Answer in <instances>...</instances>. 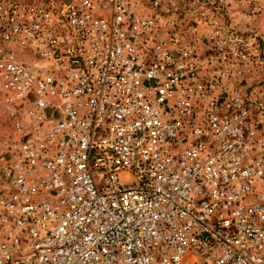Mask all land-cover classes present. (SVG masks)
<instances>
[{
	"label": "built area",
	"instance_id": "2783aa9c",
	"mask_svg": "<svg viewBox=\"0 0 264 264\" xmlns=\"http://www.w3.org/2000/svg\"><path fill=\"white\" fill-rule=\"evenodd\" d=\"M230 3L0 0V264H264V39Z\"/></svg>",
	"mask_w": 264,
	"mask_h": 264
},
{
	"label": "rangeland",
	"instance_id": "374dc122",
	"mask_svg": "<svg viewBox=\"0 0 264 264\" xmlns=\"http://www.w3.org/2000/svg\"><path fill=\"white\" fill-rule=\"evenodd\" d=\"M231 9L240 30H256L264 39V25L261 12L258 7L259 0H230ZM11 120L6 107L0 101V140L5 139L11 133Z\"/></svg>",
	"mask_w": 264,
	"mask_h": 264
}]
</instances>
